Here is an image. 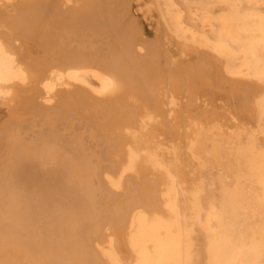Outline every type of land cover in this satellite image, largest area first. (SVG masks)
I'll use <instances>...</instances> for the list:
<instances>
[{"label": "bare ground", "instance_id": "obj_1", "mask_svg": "<svg viewBox=\"0 0 264 264\" xmlns=\"http://www.w3.org/2000/svg\"><path fill=\"white\" fill-rule=\"evenodd\" d=\"M33 1L0 0V9ZM149 8L183 52L208 57L232 92L245 89L251 121L238 131L191 121L184 144H167L155 139L160 117L145 110L133 126L110 129L127 138L115 172L104 170L101 153L81 157L79 144L59 186L31 156L16 160L12 179L0 180V262L264 264V0H152ZM1 34L6 112L28 102L49 113L69 100L102 113L124 97L122 77L101 62L75 54L41 74L17 40ZM54 182L58 198L45 204ZM109 199L122 220H106Z\"/></svg>", "mask_w": 264, "mask_h": 264}, {"label": "rangeland", "instance_id": "obj_2", "mask_svg": "<svg viewBox=\"0 0 264 264\" xmlns=\"http://www.w3.org/2000/svg\"><path fill=\"white\" fill-rule=\"evenodd\" d=\"M72 1V6L66 8L62 7L63 0L4 5L0 9L1 35L8 42L17 40L41 74L75 54L101 62L122 77L124 97L102 113L92 112L84 102L69 100L62 109L49 113L35 111V105L28 102L10 112L0 107V180L10 181L12 164L16 160L26 162L31 156L33 163L54 173L59 186L73 170L69 158H74L72 149L79 144L86 152H81V157L101 153L107 158L104 170L113 173L117 169L113 159L127 138L110 129L114 125L133 126L145 110L160 117L154 127L155 139L167 144H184L185 130L191 121L215 119L224 129L237 131L251 121L244 110L245 89L232 92L208 57L183 52L180 44L160 27L158 13L149 8L152 0ZM170 98L176 100V106L169 104ZM54 184L55 188L46 192L49 199L44 200L45 204L58 198ZM146 185L155 190V183ZM115 205L109 199L107 221L114 216L123 219L124 212L117 211ZM71 262L50 260L45 264H91ZM0 264L44 263L21 258Z\"/></svg>", "mask_w": 264, "mask_h": 264}]
</instances>
